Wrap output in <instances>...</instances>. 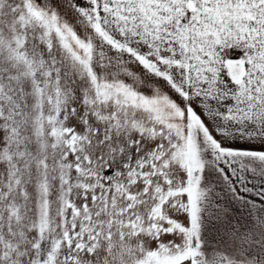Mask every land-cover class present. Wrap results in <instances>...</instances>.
Masks as SVG:
<instances>
[{
  "label": "snow or ice",
  "instance_id": "obj_1",
  "mask_svg": "<svg viewBox=\"0 0 264 264\" xmlns=\"http://www.w3.org/2000/svg\"><path fill=\"white\" fill-rule=\"evenodd\" d=\"M0 264H264V0H0Z\"/></svg>",
  "mask_w": 264,
  "mask_h": 264
}]
</instances>
